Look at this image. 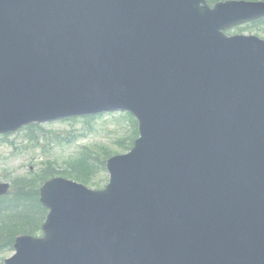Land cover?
Returning a JSON list of instances; mask_svg holds the SVG:
<instances>
[{
	"label": "water",
	"instance_id": "1",
	"mask_svg": "<svg viewBox=\"0 0 264 264\" xmlns=\"http://www.w3.org/2000/svg\"><path fill=\"white\" fill-rule=\"evenodd\" d=\"M264 2L0 0V134L126 110L141 139L103 192L41 190L7 264H264ZM7 191L0 186V195Z\"/></svg>",
	"mask_w": 264,
	"mask_h": 264
},
{
	"label": "rangeland",
	"instance_id": "2",
	"mask_svg": "<svg viewBox=\"0 0 264 264\" xmlns=\"http://www.w3.org/2000/svg\"><path fill=\"white\" fill-rule=\"evenodd\" d=\"M226 33L256 35L264 39V25H243ZM91 126L94 128L91 129ZM41 128L43 131L39 129L34 136L29 135L30 132L20 131L8 139V144L0 145V181L11 182L21 175H28L30 171H37L41 166L46 167L49 161L62 166L84 146L104 144L112 152H119L120 140L131 131L129 119H124L120 114L105 115L88 124L82 120L59 121ZM107 180L108 173L105 172L100 173L95 181L102 188ZM13 253L8 250L0 251V264Z\"/></svg>",
	"mask_w": 264,
	"mask_h": 264
},
{
	"label": "trees",
	"instance_id": "3",
	"mask_svg": "<svg viewBox=\"0 0 264 264\" xmlns=\"http://www.w3.org/2000/svg\"><path fill=\"white\" fill-rule=\"evenodd\" d=\"M210 3H215L218 0H208ZM130 140V138H126L124 142ZM130 147V145H129ZM97 150V152H95ZM93 152L90 151L89 148H84L82 153L70 161L65 168L61 170V175L67 178H72L74 180H77L79 182H82L86 185H89L90 179L95 174H98L101 171L105 170V163L109 156H111V152L109 149H106L103 146H98L97 149H95ZM41 173L37 177L31 178H20L15 183L16 186H18V199L19 200H28L29 206L23 207L24 209L27 208L29 213L24 215V220L17 219V221H21L22 225H34L39 224V222L34 223V217L35 215L31 211L34 209L35 201H34V195H35V189L37 187V184H39L42 181H45L46 179H49L54 176L56 170L54 168H48L46 170L40 171ZM12 220V219H11ZM7 222L5 226H2V223L4 220L1 218V227H6L10 222ZM28 231H32V229H27Z\"/></svg>",
	"mask_w": 264,
	"mask_h": 264
}]
</instances>
